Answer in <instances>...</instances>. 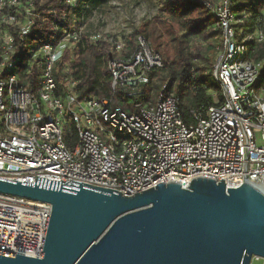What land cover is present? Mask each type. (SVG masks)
Returning a JSON list of instances; mask_svg holds the SVG:
<instances>
[{
    "label": "built area",
    "instance_id": "obj_1",
    "mask_svg": "<svg viewBox=\"0 0 264 264\" xmlns=\"http://www.w3.org/2000/svg\"><path fill=\"white\" fill-rule=\"evenodd\" d=\"M229 1L204 2L220 29L210 70L220 97L212 93L213 104L191 111L194 122L187 123L177 97L163 93L165 83L154 100H139L148 72L162 64L143 37L129 57L115 56L106 65L111 89L134 95L132 111L107 98L79 99V82L65 77L60 91L55 72L84 29L56 26L50 39L28 49L38 16L33 1L0 0V178L72 180L131 195L159 183L185 189L201 177L223 180L225 188L247 181L264 192V81L255 86L261 64L248 59L246 43L236 39ZM88 38L111 43L117 54L123 48L109 34ZM50 211L49 203L0 193V250L41 257Z\"/></svg>",
    "mask_w": 264,
    "mask_h": 264
},
{
    "label": "water",
    "instance_id": "obj_2",
    "mask_svg": "<svg viewBox=\"0 0 264 264\" xmlns=\"http://www.w3.org/2000/svg\"><path fill=\"white\" fill-rule=\"evenodd\" d=\"M70 180L0 178V193L51 205L42 256L0 264H250L264 259V192L194 178L131 195Z\"/></svg>",
    "mask_w": 264,
    "mask_h": 264
},
{
    "label": "trees",
    "instance_id": "obj_3",
    "mask_svg": "<svg viewBox=\"0 0 264 264\" xmlns=\"http://www.w3.org/2000/svg\"><path fill=\"white\" fill-rule=\"evenodd\" d=\"M32 1L38 16L34 18L28 49H33L35 45L50 39L56 26L68 30L82 27L83 16H87L108 0H77L74 6L67 0ZM217 1L162 0L159 7L162 15L160 19L176 16L185 44L179 48L177 68L168 60L161 59L162 66L148 72L149 83L140 85L138 89L140 101L154 100V96L161 91V85L153 86L151 80L160 70L166 71V81L163 82L166 88L163 93H172L177 97L178 108L187 123L194 122L191 111L203 112L213 104L212 93L220 97V84L210 72L214 55L220 45V29L213 12L204 5V2L214 5ZM229 6L234 18L232 25L236 39L246 43L248 59L261 64L256 86L264 81V0H230ZM239 31L245 34L239 35ZM254 31L255 34L262 32L263 38H246ZM88 35V31L83 32L81 42L74 46L72 52L66 51L63 59L58 62L55 78L60 91L64 89L63 79L70 76L79 82L76 87L79 99L107 98L111 106L132 111L134 95L128 94V91L121 87L111 89L110 73L106 65L107 61L115 56L129 57L137 47V38L141 36L147 41L146 36L140 28L134 29L125 37L121 53L117 54L111 43H92ZM62 66L68 67V70L62 72ZM155 88L157 92L153 95ZM74 140L75 130L72 128L71 136L65 137V141L70 145V141Z\"/></svg>",
    "mask_w": 264,
    "mask_h": 264
},
{
    "label": "rangeland",
    "instance_id": "obj_4",
    "mask_svg": "<svg viewBox=\"0 0 264 264\" xmlns=\"http://www.w3.org/2000/svg\"><path fill=\"white\" fill-rule=\"evenodd\" d=\"M161 2L162 0H108L87 16H83L82 27L89 33L109 34L123 43L125 37L134 29L140 28L147 38L146 42L151 53L158 54L162 60H168L173 67L177 68L179 48L184 46L185 42L176 16L165 20L160 19L162 17L159 12ZM241 33L245 34L239 31V35ZM255 35L254 31L246 38H254ZM165 74V70L158 71L157 75L151 79L152 85L158 87L165 82ZM156 92L155 88L152 94ZM256 144H263L259 132L256 133ZM250 264H264V259L253 257Z\"/></svg>",
    "mask_w": 264,
    "mask_h": 264
}]
</instances>
